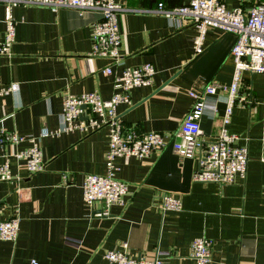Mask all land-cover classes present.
<instances>
[{
  "label": "crops",
  "instance_id": "crops-1",
  "mask_svg": "<svg viewBox=\"0 0 264 264\" xmlns=\"http://www.w3.org/2000/svg\"><path fill=\"white\" fill-rule=\"evenodd\" d=\"M118 1L125 7L118 13L124 64H114L110 74L103 68L112 59L92 54V25L100 12L38 4L14 7L16 38L11 54L0 53V85L17 82L20 91L0 95V128L21 134L56 128L65 92L98 91L108 98L125 66L152 62L153 81L132 88V102H121L118 113L128 127L168 133L167 143L144 158H116L117 176L128 182L129 191L124 203L112 204L102 214H96L104 209L102 201L93 208L85 203L83 182L87 173L105 171L106 126L44 136L46 167L34 173L19 168L13 155L28 141L0 143V160L8 153L13 172L21 176L0 180V217L20 216L17 239L0 238V264H21L32 257L40 264H118L105 256L108 249L159 255L161 264H196L191 241L200 234L214 240L212 264H264V73L243 71L226 124L237 135L235 144L248 145L246 177L229 184L196 181L197 158L178 154L173 140L193 104L189 91L232 81L231 49L237 35L209 28L204 50L196 53V26L155 11L160 3L175 7L190 0ZM223 1L248 9L263 0ZM4 12L0 3V40L5 36ZM206 101L210 105L201 126L205 139L212 140L222 127L228 90L219 89ZM166 191L181 197V209L163 210L155 203Z\"/></svg>",
  "mask_w": 264,
  "mask_h": 264
},
{
  "label": "built area",
  "instance_id": "built-area-1",
  "mask_svg": "<svg viewBox=\"0 0 264 264\" xmlns=\"http://www.w3.org/2000/svg\"><path fill=\"white\" fill-rule=\"evenodd\" d=\"M4 5L5 36L0 40V53L11 54L12 44L16 38L17 19L14 7L20 4L47 5L53 10L62 7L75 8L80 11L95 10L101 18L92 25V54L106 56L112 62L103 68L110 74L113 65H123L121 44L123 32L120 28L118 13L125 9L118 0H0ZM155 11L164 14L170 21L180 24L192 23L197 33L194 37L196 53L205 48V37L209 28L221 32H234L237 35L231 53L234 58V73L229 84L210 82L202 91L191 89L193 97L191 109L182 120L173 140V149L181 156L196 157L198 165L193 173L196 181H215L229 184L238 177H246L248 171L249 151L247 144H235L236 134L228 131L226 124L230 121L234 103L239 96L244 70L264 73V0L248 9L243 5L230 7L223 0H190L187 3L166 7L160 3ZM156 73L152 62L125 66L115 80L116 91L108 98L98 91L74 93L67 91L63 95L60 124L56 128L43 127L38 134H21L17 130L0 128V143H20L28 141L29 145L13 152L19 168L29 173L44 170L46 160L43 156L41 139L47 135L79 130L84 133L106 126L109 129V148L106 153V167L102 173L89 172L83 182V198L93 208L96 201L104 203V209L96 214L109 212L115 203H124L129 191L128 182L117 176L116 158L119 156H136L144 158L152 152L162 149L167 143L168 133L161 130L138 131L124 124L118 113L121 102L131 103V89L135 86L150 84ZM228 90V103L222 119V127L216 138L207 140L203 136L201 120L206 108L209 94L218 90ZM20 85L17 82L0 85V95H18ZM243 100V98H241ZM212 107V106H211ZM215 108V106H213ZM264 115V101H263ZM0 160V180L20 179L14 173L11 156L4 154ZM264 160V156L262 157ZM163 210L181 209L182 199L172 192H161L155 202ZM20 216L16 213L0 217V238L16 240L19 234ZM214 240L205 234L195 236L191 241V255L196 264H212ZM127 247V241L122 242ZM105 256L118 264H161L163 259L133 256L127 250L108 249ZM19 264V263H12ZM21 264H40L38 258L32 257Z\"/></svg>",
  "mask_w": 264,
  "mask_h": 264
}]
</instances>
